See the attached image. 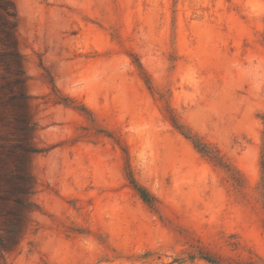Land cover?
I'll list each match as a JSON object with an SVG mask.
<instances>
[{"label":"rangeland","instance_id":"rangeland-1","mask_svg":"<svg viewBox=\"0 0 264 264\" xmlns=\"http://www.w3.org/2000/svg\"><path fill=\"white\" fill-rule=\"evenodd\" d=\"M11 1L40 152L0 264H264V0Z\"/></svg>","mask_w":264,"mask_h":264},{"label":"trees","instance_id":"trees-1","mask_svg":"<svg viewBox=\"0 0 264 264\" xmlns=\"http://www.w3.org/2000/svg\"><path fill=\"white\" fill-rule=\"evenodd\" d=\"M17 22L13 2L0 0V261L19 251L36 209L31 198L35 187L31 163L40 150L34 141L36 126L25 91ZM261 120L264 126V113ZM193 143L202 153L210 152L207 147ZM260 166L264 180V143ZM131 183L141 199L152 206L154 198L132 178Z\"/></svg>","mask_w":264,"mask_h":264}]
</instances>
